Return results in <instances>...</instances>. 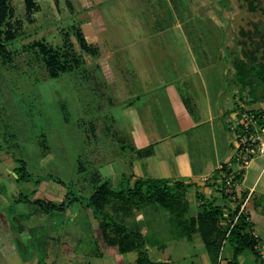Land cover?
I'll return each instance as SVG.
<instances>
[{
	"label": "crops",
	"instance_id": "0c3cea01",
	"mask_svg": "<svg viewBox=\"0 0 264 264\" xmlns=\"http://www.w3.org/2000/svg\"><path fill=\"white\" fill-rule=\"evenodd\" d=\"M80 1L82 9L77 14L78 23H74V37L64 32V52L79 61L76 67L80 65L82 68L86 89L101 93V103L113 106V117L105 114L113 129L107 141L111 142L116 154L113 157L119 159L113 158L116 162L112 161L105 170L107 175L118 177L119 184L128 175H133V178L168 177L190 183L187 193L195 196L194 201L199 207L195 213H190L189 208L188 218L202 210L205 200L219 206L224 215L236 208L238 200L242 201L241 206L254 223L258 242L257 252L246 249L239 255V261L242 264H264V154L253 157L243 171L234 160L237 144L229 115L231 118V114L240 108L239 103L251 102L249 92H245L246 87H242V96L238 94L240 88L236 86L235 72L231 69V54L226 50L234 45V23L231 16H225L232 10L226 8L227 1L131 0L132 8H129L134 9V39L123 41L122 48L116 36L113 35L112 39L102 36V29L106 26L105 14L114 15L113 12L120 9V0L119 4L117 0ZM54 2L63 17L68 18L74 13L67 1L65 4L58 0ZM191 11L202 19L211 20L205 36L200 31L197 37L190 38L181 30L184 23L178 20L177 14H191ZM213 29H218V32L221 29L220 38L213 37ZM107 46L113 48L107 49ZM10 52L15 57V51L10 49ZM252 103H258L257 106L252 105L255 108L264 107V99ZM96 127H99V121H90V129H94L88 137L94 140ZM19 166L16 165L9 173L17 181L26 182L28 188L11 200L7 192H3V186L0 187V264H38L42 257L49 259V245L44 237L64 228L63 222L58 224L61 220L58 217L64 213L66 219L78 221L83 229L81 234L73 235L77 249L82 243L90 244L89 238L94 234L93 218L98 216L103 238L119 251L114 233L104 231L102 218L91 207L72 201L74 194L71 196L69 191H62V186H59L57 194L63 198L54 200L48 196L46 186H30L32 178L21 180ZM236 173H241V178L233 180L235 186L231 191L227 187L223 190L224 178ZM104 179L110 180L109 177ZM48 184L49 189L56 192L58 183L49 181ZM22 200L37 206L36 212L30 214L18 209L17 205ZM50 203L62 204L63 207L52 208ZM106 208L108 215L115 220L124 222L129 229L141 231L148 248L146 212L151 208L164 207L152 202L126 212L113 210L110 204ZM168 211L169 222L179 232L178 236L195 240L199 249L195 264H212L202 233H181ZM38 212L48 217L43 218L44 215L41 218ZM128 217H134V222L130 223L128 219V224L125 221ZM221 248L222 264H226L234 256V247L224 240ZM90 253L98 251L92 248ZM122 254H133L132 259L137 262L136 250ZM154 260L175 261L170 256ZM56 263L62 264L60 260Z\"/></svg>",
	"mask_w": 264,
	"mask_h": 264
},
{
	"label": "rangeland",
	"instance_id": "374dc122",
	"mask_svg": "<svg viewBox=\"0 0 264 264\" xmlns=\"http://www.w3.org/2000/svg\"><path fill=\"white\" fill-rule=\"evenodd\" d=\"M58 1H63L64 4L67 1L74 13L68 18H65V15L63 17L56 8L54 0H37L38 6H34L31 12L27 10L25 0H11L14 7L13 20L20 19L18 23H21V28L17 38L7 46L8 50L15 51V57L0 55V159L2 158L0 187L3 186V192L6 191L11 200L20 194L21 190L28 188L26 182L17 181L14 175L9 173L21 163V159L26 162L27 169L32 174L29 185L46 186L50 194L48 196L54 200L63 198L61 194L60 196L57 194L59 186H62L64 192L69 191L71 196L81 195L83 201L91 194L95 184L106 177H109L114 187L120 186L117 182L118 177L113 174L108 176L105 172L114 159H119L113 157L116 154L111 142L107 141L113 129L110 125L111 121L105 114L113 117V106L101 103L103 99L101 93L86 89V79L82 76L80 65L61 72L58 76H50L42 62L41 53L37 50L39 47L35 48L32 45V41L37 39L58 44L57 47H65L64 32H68L71 38L75 34L74 23H78L77 14L82 9L81 1ZM226 1V8L232 10L225 16L228 18L231 16L234 23V45L232 49L226 50L231 54V69L235 72L234 60L243 55L244 45L241 40L246 38L243 37L242 28L252 32L255 30V23L262 21L264 24V0H259L255 10L249 8L247 0ZM117 2L119 4L118 0ZM119 5L120 9L117 8L116 13L113 12L114 15L105 14L106 26L102 29V36L107 39L116 36L120 39L122 48L123 41L134 39V9H130L131 0H120ZM177 18L184 23L181 30L187 37H197L200 31L205 36L210 29L208 23L211 20L202 19L192 11L191 14L178 13ZM220 32L221 29L219 32L218 29H213V37L220 38ZM260 34L255 37L259 39ZM106 48L111 49L113 46ZM94 49H97L96 45ZM235 77L236 75H234L236 86H239ZM258 84L256 82L253 86ZM262 87L257 86L255 92H251V86H246L245 92L251 94V103H245L246 107L257 106L258 103L252 102L264 99ZM238 94L242 96V91ZM247 95L245 97L249 98ZM238 105L241 107L242 104ZM90 121L92 123L99 121V127L95 130V140L91 136L88 137L94 129H90ZM230 122L229 115V124ZM234 160L238 163L239 170L244 169L238 152ZM101 174L104 176L102 179ZM49 181L58 183L56 192L49 189ZM186 196L190 199V213H195L199 207L194 201L195 196L188 193ZM17 206L18 209L30 214L36 212L37 208L25 200L19 201ZM38 214L41 218L44 215L43 218L48 217L42 212ZM169 215V211L165 208H151L146 212L145 236L149 256L152 259H164L170 256L180 263L195 264L199 255L195 240L179 237V232L174 230L169 222ZM58 218H61L58 224L63 222L64 228L49 233L52 234L50 237L48 235L44 237L49 245L47 251L50 252V258L42 257L38 264L44 262L57 264L59 260L62 264H137L132 259L133 254L120 253L117 247L103 238L98 225L100 220L98 216L93 218L94 234L93 238H89L90 244L82 243L79 249L73 235L83 232L81 224L76 220L66 219V213ZM128 219L130 223L134 222V217H128L125 221L127 222ZM137 221L135 219L139 225ZM220 222L221 225L228 226L231 223L229 214L221 217ZM66 227L68 229L65 231ZM92 248L98 253H90ZM221 252L222 248L220 254ZM67 254L69 257L65 258Z\"/></svg>",
	"mask_w": 264,
	"mask_h": 264
},
{
	"label": "trees",
	"instance_id": "16d2710c",
	"mask_svg": "<svg viewBox=\"0 0 264 264\" xmlns=\"http://www.w3.org/2000/svg\"><path fill=\"white\" fill-rule=\"evenodd\" d=\"M251 10H255L259 0H247ZM26 8L32 11L37 6L35 0H25ZM14 7L11 0H0V55L12 57L7 49L9 43L17 38L21 23L18 18L13 20ZM255 30L257 32H255ZM255 30L252 32L242 28L243 55L234 60L236 81L239 83L240 92L242 87L251 86V92H255L257 86L264 88V24L262 21L255 23ZM261 33L257 39L255 35ZM80 34V33H79ZM79 36V35H78ZM32 45L41 53V59L50 76H58L61 72L76 66L79 61L75 57L66 55L63 46H51L45 40L32 41ZM251 46L250 48L247 46ZM9 54H6V53ZM260 52V54L258 53ZM11 59V58H10ZM258 82L259 84L253 86ZM250 94V92H249ZM251 95V94H250ZM255 108V107H253ZM18 168L21 180H30L31 172L27 169L26 162L20 160ZM227 164H224L226 167ZM242 169L241 171H243ZM228 172H231L229 170ZM241 178V173L234 175V181ZM224 189L227 187L224 178ZM122 185H124L122 187ZM190 183L171 179L168 177L142 178L128 175L114 187L108 179L96 183L91 194L83 201L81 195H73L72 201H80L91 207L102 218V224L106 233L112 232L115 235L116 244L121 253L131 250L138 252V264H181L172 260H154L149 256L145 245V239L141 231L129 229L124 222L115 220L106 212V206L111 205L113 210L129 211L141 208L148 203H157L172 213L173 224L181 233H202L204 243L207 247L212 264L219 263L220 249L224 240H228L234 247V256L226 264H242L239 255L246 249L257 252V236L254 234V223L249 219V214L241 210L242 201L238 200L236 208L229 213L231 223L228 226L221 225L220 218L224 211L212 201L205 200L203 208L196 216L186 217L190 205L186 196ZM233 186H235L233 184ZM234 192V191H233ZM50 207H63L62 204L50 203ZM238 217L235 219V216ZM41 264H48L47 262Z\"/></svg>",
	"mask_w": 264,
	"mask_h": 264
},
{
	"label": "built area",
	"instance_id": "2783aa9c",
	"mask_svg": "<svg viewBox=\"0 0 264 264\" xmlns=\"http://www.w3.org/2000/svg\"><path fill=\"white\" fill-rule=\"evenodd\" d=\"M230 120V128L236 136L237 152L245 167L253 157L264 154V107L253 108L241 105L231 114ZM233 179L234 175L226 178L227 189L232 188ZM218 264H222V252Z\"/></svg>",
	"mask_w": 264,
	"mask_h": 264
}]
</instances>
